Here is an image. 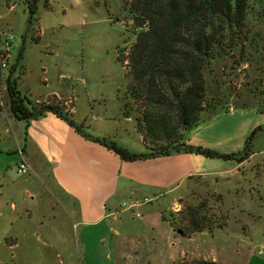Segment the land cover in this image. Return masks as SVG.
<instances>
[{"label": "rangeland", "instance_id": "374dc122", "mask_svg": "<svg viewBox=\"0 0 264 264\" xmlns=\"http://www.w3.org/2000/svg\"><path fill=\"white\" fill-rule=\"evenodd\" d=\"M128 1L38 0L26 34L31 15L26 0H0V32L14 34L18 41L11 66L26 34L21 62L27 65V73L18 80L24 95L33 101L50 94L66 101L74 98L70 118L83 131L144 155L147 148L137 132L136 117L126 115L131 77L120 59L121 51L128 53L140 32L133 24ZM256 30L264 35V19ZM260 43V53L248 47L245 58L237 51L235 60L213 61L205 72L206 94L222 105L204 112L200 125L186 134L187 143L194 147L248 158L244 162L199 155L193 165L178 152L146 162L125 161L103 145L96 146L100 152L95 157L102 162L97 166L91 148L83 142L77 144L66 137L62 142L70 154L54 145L62 165L73 168L67 190L78 198L79 205L95 207L86 218L94 221L105 216L92 226L69 223L64 212L68 200L54 183H44L45 177L55 179L58 165L53 160L48 161L46 176L32 174L29 178V174L18 173L17 143L21 144L28 123L13 117L10 123L0 120V264H185L201 259L264 264V40ZM24 69V65L18 67L13 78ZM9 74L3 71L1 93L6 111L12 115ZM178 159L183 172L175 164ZM234 165H238L237 172L231 175L205 173ZM193 168L204 173L194 183L185 181L180 191L170 193L179 176ZM126 177L139 178L159 191L144 185L142 195L124 192L121 188L129 183ZM175 202L179 207L168 211ZM133 203L136 208L124 211ZM202 203L201 215L225 223L224 227L213 224L212 232L185 236L181 230L186 225L184 213ZM171 213L180 228L172 227ZM146 218L149 236L144 234ZM112 223L122 230L119 235L110 230ZM164 223L185 236L173 234L175 248Z\"/></svg>", "mask_w": 264, "mask_h": 264}, {"label": "trees", "instance_id": "16d2710c", "mask_svg": "<svg viewBox=\"0 0 264 264\" xmlns=\"http://www.w3.org/2000/svg\"><path fill=\"white\" fill-rule=\"evenodd\" d=\"M26 3L34 15L38 0H26ZM128 5L133 24L140 32L129 52L125 54L122 50L120 56L131 77L128 90L131 101L127 104L126 115H135L137 132L147 153L132 154L115 141L87 137L105 145L125 161L141 160L148 155L151 158L168 156L173 152L239 163L248 159L194 147L187 143L186 134L200 125L204 112L222 105L218 100L208 99L206 94L205 72L213 61L229 57L235 60L237 51L241 59L245 58L248 47L255 53L261 52L259 49L263 46L260 42L264 35L256 27L264 19V0H129ZM23 51L24 46L7 81L13 116L17 120L28 121L41 112L49 111L84 133L83 126L70 118L68 105L57 97L35 102L21 92L18 83L21 75L13 78V72L23 66ZM204 206L202 203L198 208H187L184 213L186 225L181 229L185 236L224 227L225 223L214 222L207 215H201L200 209ZM169 221L173 228H180L172 213ZM185 264L221 263L201 259Z\"/></svg>", "mask_w": 264, "mask_h": 264}, {"label": "crops", "instance_id": "0c3cea01", "mask_svg": "<svg viewBox=\"0 0 264 264\" xmlns=\"http://www.w3.org/2000/svg\"><path fill=\"white\" fill-rule=\"evenodd\" d=\"M22 64L25 66V69H24L25 71L23 74H20L21 77H23L27 73V65L24 63H22ZM14 72H15V70H14ZM7 81H8V79H7ZM52 97H57V99L59 101H63L66 105H68V107L70 108L71 114L74 112L73 111L74 105H75L74 98L70 99L69 101H66L64 98L59 97V95H57V94H50V95H47L46 97H42V98L36 100L35 102L50 101V100H52ZM73 102H74L73 106H70L69 103H73ZM1 105H3V108L0 109V120H2L3 123H8V122L10 123L11 122L10 120H13V118H14V120L18 121L19 123H28V130L25 132V134L22 135L21 144L17 143L16 153L18 155V149L19 148L23 149L25 151L28 162H29L30 167H31L30 173H29V178H32V174H38L39 175V174L43 173L44 176H46V171L48 169V161L53 160L55 163H57L58 167L55 168V179H52L48 176V177H45V179L43 181H44V183H48L47 181L54 183V185L57 186V188L59 189L61 194L68 200V202L66 203V207H65L66 209H64V212L68 216L67 220L69 219V223L72 222L74 224V226L75 225L92 226V225L97 224L102 219H104L105 216H101V218H99L98 220H94V221L86 218L87 216H91L94 213L95 207L92 205H79L78 204L79 203L78 198L74 194H71L72 192L70 193V191L67 190L68 189L67 184H69V182L71 183L70 177L72 175L73 168L68 166L67 165L68 163L62 165L63 164L62 158H61L59 152L53 151L54 145H55L58 149H65V150L67 149L69 154H70L71 151L68 149V147L65 144L63 145L62 141L66 140V137L67 138L68 137L73 138L75 140V142H77V144H80V143L83 144L84 143V146H88V148L89 147L91 148V151L93 153V157L91 159L95 165L99 166V165H101L102 162H100L99 158H96L95 155H98V152H100V150L97 148H99L100 146H103V145L93 141L92 138H88L85 140L81 135H79L80 133L78 131L76 132V130L69 123H64L66 121L64 119L60 118L59 116H57L56 114H54L53 112L47 111V112H44L40 115H37L36 117L31 118L28 121H20V120H17L13 116V114L11 115L8 111H6L7 109H6V106H4L3 101L1 102ZM83 134L85 136H91L90 134H87V132H85V131ZM94 138H96V137H94ZM188 143L190 144V142H188ZM96 144H98V145H96ZM96 146H99V147H96ZM108 151L110 152V150H108ZM178 153H183L182 155L186 156L185 161L187 163H190V164L193 163V165H194L198 161L197 159H198L199 155H197V154L185 153V152H178ZM253 155H254V153H252L250 155V157ZM158 158L159 157H157V158L146 157V158H143L141 160H137L135 162H144V161L146 162V161L158 159ZM66 159H67L66 161H70L69 158H66ZM175 164L177 165L178 170L183 172L181 159H178ZM238 165L237 166L234 165V166L224 168L219 172H205V173L206 174H220V173H222V175H231L232 173L237 172L236 170H237ZM43 171H45V173ZM151 173H150V175L152 176L153 174H151ZM199 173H204V171L197 170L194 168L191 170L190 169L186 170L184 173H182L179 176L178 184L172 190H169V192L171 193V192H174L177 190L180 191L182 186H183V183L185 181L194 183L195 177H197L199 175ZM56 179H57V181H56ZM126 179L129 181V183H128L126 189L124 187L121 188L122 190H124V192L131 191L133 193L135 192L138 195H142L144 191L142 190L141 187L144 185L150 187L153 190V192L159 191V189L157 190V186L152 187V185H148V184L144 183L139 178H133V179L130 178L129 179L126 177ZM182 198H183V196H180L179 200H181ZM146 199H148V198H146ZM133 205H134V207L132 209L136 208L137 204L133 203ZM131 206H132V204L130 206H128V208L124 209V211L131 209L130 208ZM178 207H179V202H175L174 206H169L167 209H168V211H170V210H175ZM117 213H118L117 211L112 213V214H114V217H113L114 220H117ZM52 215H54V212L51 214V216ZM148 218H150V217H148ZM148 218H146L147 222H145V226H144L145 232H146L144 234H146L147 236H149V232H148L149 226H147L149 224ZM47 219H48V217L46 215H44L42 217L43 221H46ZM53 219H56V217L53 216ZM75 221H76V223H75ZM42 225H44V222H42ZM163 226H164V231L169 235V238L171 240L170 245L175 248L177 246V243L174 240L173 234L177 233L178 231L173 230L166 223H164ZM156 227L157 226H154L155 229H156ZM110 230L118 233V235L122 231L120 229V227H118L116 225L113 226V223L110 227ZM142 232H144V231H142ZM179 234L181 235L182 233H179ZM181 236L185 237L183 235H181Z\"/></svg>", "mask_w": 264, "mask_h": 264}, {"label": "built area", "instance_id": "2783aa9c", "mask_svg": "<svg viewBox=\"0 0 264 264\" xmlns=\"http://www.w3.org/2000/svg\"><path fill=\"white\" fill-rule=\"evenodd\" d=\"M17 44H18V41H17V38L14 36V34L0 32V99H1V102H2L1 80L3 78V71L4 72L11 71L12 69L11 59L13 56L14 48ZM18 156H19L18 173L23 176L28 175L30 173L31 167L28 162L25 151L19 148ZM133 207L134 205H132L130 208H133Z\"/></svg>", "mask_w": 264, "mask_h": 264}, {"label": "water", "instance_id": "95a60500", "mask_svg": "<svg viewBox=\"0 0 264 264\" xmlns=\"http://www.w3.org/2000/svg\"><path fill=\"white\" fill-rule=\"evenodd\" d=\"M32 18H33V14H31L30 17H29V21H28V25H27V31H26V34H27V32H28V30H29V28H30V25H31V22H32ZM26 34H25V36H24L23 39H22V47L24 46V43H25ZM42 113H43V112H41L40 114H42ZM147 157H151V155H148ZM179 233H181V231H179Z\"/></svg>", "mask_w": 264, "mask_h": 264}]
</instances>
